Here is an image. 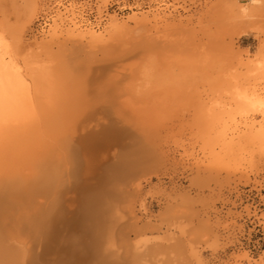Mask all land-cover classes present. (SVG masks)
Returning <instances> with one entry per match:
<instances>
[{
    "label": "rangeland",
    "instance_id": "1",
    "mask_svg": "<svg viewBox=\"0 0 264 264\" xmlns=\"http://www.w3.org/2000/svg\"><path fill=\"white\" fill-rule=\"evenodd\" d=\"M119 2L125 4L124 11L107 12L109 5ZM238 2L243 5V9L238 6ZM93 5L99 21L102 22L98 26L89 23L84 17L86 10ZM60 6L62 5L56 0H0V84L7 85L4 84L5 81L9 83V88L15 85L14 88L18 89L20 85L19 87L27 89V92L23 91V88L14 89L16 92H13L11 87L12 100L11 97L9 99L10 95L8 98L5 96L11 103L4 102L7 106L11 104L10 111L15 107L12 104H17L18 108L20 101H17L15 93L20 91L18 97L23 100L26 98L24 104L29 107H23L20 102V107L28 110L24 112L23 108H19L22 111L15 108L11 111L12 115H18L20 112L19 115L31 114L50 118L48 111L51 110L50 112H55L51 113L55 116L52 119L55 120L57 116L64 114V120L61 117L57 119L65 121L67 127L61 126L60 129L61 121L54 122L58 125L56 128L60 129L58 132L62 133L58 135V132H54L55 136L62 138L55 139L52 134L55 129L52 126L49 127L54 129H51L50 133L52 138L49 135L50 129L47 126H55L51 120L45 126L49 129V132L45 130L48 134H44L41 129V139H44V144H41L44 147L46 142V146L54 144L56 140L59 144L67 132L70 139L67 138L65 149L61 148L62 144L58 145L59 148L56 144L58 152L53 146L50 149L54 154L50 153L49 149L44 150V153L43 149L40 152L41 144H32L37 142V136L39 141L41 132H33L37 136L34 139L36 141L29 140L34 145L31 146L39 149L40 154L48 153L52 156L49 162L57 165H51V175H47L46 171L49 168V162L45 161L47 157L41 154L42 159L39 153H35L38 151H32L27 139V142L23 143L27 135L22 137V140L12 139L14 145L11 142L9 146L7 144L9 148L16 146L11 152L9 148L8 151L4 146L1 148L0 152L7 151L4 154L10 155L4 157L2 154L3 158L0 153V158L4 160L1 159L2 165L8 164L4 167L0 164L3 167H0V174L10 170L9 164L10 168L13 165L14 171L19 169L18 174L15 171L14 177L12 176L17 179L18 175L16 185L18 187L19 184V189L14 187L16 180L9 178L13 181L9 180L11 182L8 184L9 174L3 175L7 176L5 182L8 183L6 186L1 179L3 183H0V198H6V203H10L6 204V199L1 200L3 203L0 201V230L6 222L12 224L13 219L26 212L32 215L41 210L46 213L49 209L51 212L54 210L56 213L77 217L90 211L92 214L87 218L90 220L100 215L99 221L94 220L93 223L92 220L87 223L86 219L81 223L83 225H78L80 227H75L76 229L62 230L58 233L57 240H41L38 245L40 247L42 244L43 247L39 248L37 245L38 250L34 246L37 248L36 255L39 253L34 264H68L73 253L80 256V261L85 259L84 264H264V0H72L68 7ZM41 17H46L50 23L45 30L38 31L37 21ZM136 21L143 23L138 22L139 25H136ZM125 24L130 31L125 35L128 41L118 34L124 41L122 43L113 31L114 28ZM90 33L92 37L104 35L100 37L104 38V41L109 40L110 34H113L111 37H114L113 42L117 41L115 44H137L134 48L138 53L136 54L133 47V50H130L129 46H125L128 48L125 50L122 46L120 52H117V47L114 49L117 53L113 56L111 53L106 55V49L103 51L101 46L96 47L98 43L89 42ZM77 39L83 42V49L79 48L81 44ZM142 44L145 46H141ZM84 49L86 50L83 51ZM129 53L135 54L131 56ZM74 56L78 57L74 59L77 61L74 63L79 62L77 67L71 60ZM120 57H123L122 60ZM111 59L118 60L119 65L116 64L118 61L112 62ZM147 60L153 63L152 66ZM59 61L64 70L70 69L69 73L67 70V74L59 70ZM80 62L83 66L86 62L91 69L83 66L80 68ZM135 68L143 71L147 69L149 76L147 77L146 73L142 80L140 74L132 72ZM154 68L160 73L157 74L158 77ZM44 69L48 74L53 73L52 77L57 75V81L52 83L50 80L53 78H48L50 82L44 81L43 77H51L43 71ZM38 72L45 74L41 76ZM63 74L72 75L77 81L70 76L67 79L71 83H68V80L66 83L65 78L61 80ZM153 74L157 77L154 79L156 84L151 77ZM13 78L14 85L13 81L11 82ZM78 82L80 85L84 83L80 86ZM146 82H149V86H146ZM84 84L89 87L83 88ZM119 84L120 89L117 88ZM134 84L139 87L136 85L135 88ZM102 86H106V89ZM131 86L134 89H130ZM141 86L147 89L150 87L151 94L143 88L147 93H143V96L146 97L139 96ZM115 87L122 91L126 88L124 92L120 91L125 97H118L121 94L117 95L119 91L117 92ZM135 89L138 90L134 94ZM28 90L30 96H27ZM27 98L31 102L26 101ZM71 102H75L77 107ZM105 103H109V106ZM47 104L53 105L55 109L59 104L61 111L59 108H50ZM66 104L67 106L63 107ZM44 106L48 109L46 113L41 110ZM101 107L103 111L100 110ZM74 123L76 125H73ZM84 127L86 130L82 131ZM31 134L30 132L28 137ZM47 137L55 141L51 142ZM103 137L106 138L105 142ZM16 140L22 141V144ZM65 141L66 139H63V144ZM26 144L28 150L25 149ZM95 147L98 150H95ZM69 148L73 151L76 149V153L71 150L76 154H73V160L67 157V154H72L68 152ZM14 153L16 155H13ZM23 154L25 155L22 156ZM59 154L65 156L66 161ZM34 156L40 157L41 160ZM60 157L61 159H58ZM39 163L41 169L38 168ZM41 171L44 173H39ZM12 172L11 170L10 174ZM52 174L55 177L58 175V181L55 180L57 185L52 181L55 178L48 180ZM35 176L44 182L47 178L46 185L39 183ZM31 205L37 206L38 209L33 211L34 207ZM86 206L88 209H84ZM55 212L52 214H56ZM3 214L4 218L6 217L4 220ZM95 222L98 225H95ZM89 223H93L94 227L92 226L86 235L84 227L89 226ZM98 234L101 235L100 239ZM101 244L104 246H100ZM85 247L88 252L84 250ZM26 254L34 255L31 251Z\"/></svg>",
    "mask_w": 264,
    "mask_h": 264
},
{
    "label": "bare ground",
    "instance_id": "2",
    "mask_svg": "<svg viewBox=\"0 0 264 264\" xmlns=\"http://www.w3.org/2000/svg\"><path fill=\"white\" fill-rule=\"evenodd\" d=\"M238 4H239V2H238ZM256 4H257V3H256ZM236 5H237V4H236ZM244 5H245V4H244ZM238 6H241V7H242L243 5H240V4H239ZM244 8H245V7H244ZM242 9H243V7H242ZM140 20H143V19H140ZM133 21H134V20H133ZM136 22H137L136 25H139V24H138L139 21H136ZM139 23H141V22H139ZM142 23H143V22H142ZM142 23H141V24H142ZM123 24H124V23H123ZM144 24H146V23H144ZM74 25H75V24H74ZM113 26H114V25H113ZM114 27H115V26H114ZM128 28H129V27H128ZM128 28L126 27V24H125V25H121V26H119V27L114 28V31H113V30H112V31H113V33H115L116 35L119 34L121 37L124 36L125 39L123 38V40H126V39H127V38H126V36H127L126 33H129V32H128V30H129ZM126 30H127V31H126ZM129 31H130V30H129ZM239 31H240V30H239ZM122 34H123V35H122ZM88 35L91 36V37H90L91 40H89L90 43H95V44L98 43V44L96 45V47L101 46L102 49H103V51H105L104 49H106V52L104 53V54H106V55H110L109 53H111L112 56H113V54H115V53H117V52H120V49H123L122 46L124 47L125 50L128 49V48L130 47V48H129L130 50H133V49H134V51H135V48H136V46H137V44H134V43H131V45L134 44V45H132V46H130V44H129V45H128L129 47H128L127 45H125V44H122V43H124V41L122 40V38H121L119 35H118V36L120 37V41L122 42V43L120 42V43L122 44L121 46L118 45V43L115 44V42H117V41H114V42H113L114 37H113V38L111 37L113 34H112V35L110 34V38L112 39V42H111V39H110V38H109V40H106V39H105V40L107 41V43H106V41H104V38H100V37H104V35H100V36L97 35L98 37H97V36L92 37V34H91V33L88 34ZM88 35H86V36H88ZM93 35H95V34H93ZM125 35H126V36H125ZM73 37H74V36H73ZM73 37H72V38H73ZM81 37H82V36H81ZM119 37H118V39H119ZM72 38H70V39H72ZM82 38H84V36H83ZM82 38H81V39H82ZM86 38H87V37H86ZM128 38H129V36H128ZM81 39H80V40H81ZM73 40H74V39H73ZM77 40H78V39H77ZM129 40H130V39H129ZM84 41H85V40H84ZM87 41H88V40H87ZM103 41H104V42H103ZM126 41H128V40H126ZM78 42H79V44H81L79 48H80V49H83V48H81V46L83 45V44H82L83 42H82V41L80 42L79 40H78ZM108 42H110V43H108ZM130 42H131V41H130ZM86 43H87V42H86ZM100 43H101V44L103 43V44H102L103 46H102V45H99ZM73 44H75V43H73ZM109 44H111V45L109 46ZM114 44H115L116 46H115ZM106 45H107V46H106ZM113 45H114V47H113ZM45 46H46V45H45ZM74 46H75V45H74ZM74 46H73L72 48H74ZM108 46H109V47H108ZM111 46H112V48H111ZM118 46H119V48H118ZM125 46H127L128 48H125ZM141 46H145V45L142 44ZM47 47H48V46H47ZM76 47H77V45H76ZM82 47H83V46H82ZM116 47H117V48H116ZM132 47H133V49H132ZM134 47H135V48H134ZM177 47H178V46H177ZM77 48H78V47H77ZM77 48H75V50H77ZM79 48H78V49H79ZM84 48H86V46H84ZM115 48L117 49V52L114 51ZM107 49H109L110 51L107 50ZM116 49H115V50H116ZM73 50H74V49H73ZM85 50H86V49H84L83 51H85ZM112 50H113L114 52H113ZM138 50L140 51V49H138ZM78 51H79V50H78ZM81 51H82V50H81ZM107 51H108V52H107ZM136 51H137V49H136ZM136 51H135V52H136ZM70 52H71V56H72L73 51L71 50ZM74 52H75V51H74ZM112 52H113V53H112ZM122 52H123V50H122ZM122 52H121V55H122ZM129 52H130V51H129ZM132 52H133V51H132ZM132 52H131V53H132ZM193 52H194V51H193ZM81 53H82V52H81ZM124 53H125V52H123V54H124ZM137 53H138V52H136V54H137ZM84 54H86V53H84ZM129 54H130V53H129ZM129 54H127V55H129ZM134 54H135V53H133L132 55L130 54V55L133 56ZM87 55H88V54H87ZM192 55H193V54H192ZM52 56H54V55H52ZM71 56H70V57H71ZM116 56H118V54H117ZM68 57H69V56H68ZM68 57H67V58H68ZM70 57H69V58H70ZM84 57H85V59H86V55H85ZM114 57H115V56H114ZM114 57H113V58H114ZM123 57H124V56H123ZM123 57H120V60H122L121 58H123ZM126 57H127V56H126ZM126 57H124V58H126ZM53 58H54V57H53ZM69 58H68V59H69ZM71 58H72V57H71ZM75 58L78 59V57H75V56H74L73 59H71L73 63L76 61V60L74 61ZM88 58H89V56H88ZM117 58H118V57H117ZM56 59H57V58H56ZM79 59H80V58H79ZM109 59H110V58H109ZM118 59H119V58H118ZM51 60H53V59H51ZM58 60H59V59H58ZM71 60H70V61H71ZM87 60H88V59H87ZM111 60H112V59H111ZM113 60H115V59H113ZM113 60H112V62H113ZM68 61H69V60H68ZM80 61H81V60H80ZM84 61H85V60H84ZM84 61H82V62H84ZM88 61H89V60H88ZM115 61H116V60H115ZM117 61H118V60H117ZM117 61H116V62H117ZM147 61H148V60H147ZM110 62H111V61H110ZM148 62H149V61H148ZM152 62H153V61H152ZM70 63H71V62H70ZM73 63H71V64L73 65ZM76 63H77V61H76ZM76 63H74V66H76V65L78 66L79 62H78V64H76ZM114 63H115V62H114ZM119 63H120V62L118 61V63H116V64L119 65ZM122 63H123V62H122ZM150 63H151V62H149L148 64H150ZM59 64H60V65H59V67H60L59 70L64 71L65 74L69 73L70 69L67 68V69L64 70V69L62 68L63 66L61 65L60 61H59ZM71 64H70V65H71ZM80 64H81V62H80ZM86 64H87L86 62L84 63V66L81 64V67H80V68H82V66L85 67V68H86V67H89V65L87 66ZM108 64H109V63H108ZM145 64H147V63H145ZM152 64H153V63H151L150 66H152ZM68 65H69V64H68ZM110 65H111V67L113 66V64H111V63H110ZM117 65H116V66H117ZM120 65H121V64H120ZM61 66H62V67H61ZM77 66H76V67H77ZM79 66H80V65H79ZM141 66H142V65H141ZM144 66H145V65H144ZM148 66H149V65H148ZM153 66H154V65H153ZM65 67H66V66H65ZM65 67H64V68H65ZM109 67H110V66H109ZM121 67H122V66H121ZM142 67H143V66H142ZM142 67H141V68H142ZM71 68H72V67H71ZM80 68H79V69H80ZM85 68H84V69H85ZM89 68L91 69V67H89ZM100 68H101V67H99V69H100ZM107 68H108V67H107ZM144 68H145V67H144ZM147 68H148V67H147ZM57 69H58V68H57ZM73 69H74V68H73ZM84 69H82V70H84ZM90 69H89V70H90ZM113 69H114V66H113ZM136 69H137V68L133 69L132 72H133V73H134V72H137V73H135V74H138V75L140 74V75L142 76V78H141L142 80H143V77H145V76L148 74L147 72H149V71H147V69L145 70L146 72L143 71L142 69H140L141 71H140V70H136ZM150 69L153 70L152 68H150ZM154 69H155V68H154ZM66 70H67V71L69 70V71L67 72ZM82 70H80V71H82ZM86 70H87V69H86ZM102 70H103V69H102ZM135 70H136V71H135ZM43 71L46 72V73L48 74V72L45 71V69H44ZM65 71H66L67 73H66ZM80 71H78V73H79ZM100 71H101V70H100ZM39 72H40V71H39ZM39 72H38V73H39ZM41 72H42V70H41ZM51 72H52V71H51ZM89 72H91V70H90ZM89 72H88V73H89ZM150 72H151V71H150ZM155 72H156V75H157V74H158L157 72H159V71H156V69H155L154 73H155ZM73 73H74V72H73ZM95 73H96V72H95ZM100 73H101V72H100ZM133 73H132V74H133ZM142 73L145 74V75L143 76ZM146 73H147V74H146ZM39 74H41V76H44V75H42V74H45V73H39ZM52 74H53V73H52ZM52 74L49 73L48 75H51V77H50V76L47 77V78L45 77L46 80H45L44 77H43V80H44V81H47V80H48V82L51 81L52 83L56 82L57 80L55 81V79L57 78V77H56L57 75H56V76L53 75V77H52ZM76 74H77V73H76ZM85 74H86V71H85ZM85 74H84V75H85ZM128 74H129V73H128ZM159 74H160V73H159ZM159 74H158V75H159ZM162 74H163V73H162ZM162 74H161V75H162ZM80 75H81V74H80ZM94 75H95V74H94ZM123 75H124V74H123ZM129 75H130V74H129ZM138 75H137V77H140V76H138ZM154 75H155V74H153V75L151 76V77H153V80H154L155 78L157 79V77H158V75H157V77H154ZM13 76L15 77V75H13ZM41 76H40V78L42 79ZM70 76H72V75H70ZM70 76H69V75L65 76V75L63 74V77H62L61 80H63V79L65 78L64 80H65L66 83H67V80H68V83H71V82L69 81V79H67V78H70ZM101 76H102V75H101ZM133 76H134V75H133ZM148 76H149V74L147 75V77H148ZM55 77H56V78H55ZM72 77H73V76H72ZM82 77H83V76H82ZM84 77H85V76H84ZM86 77H88V76H86ZM114 77H115V76H114ZM114 77H113V78H114ZM121 77H122V76H121ZM126 77H127V76H126ZM161 77H163V76H161ZM161 77H159V78H161ZM15 78H18V77L16 76ZM15 78L11 79V82L13 81V85H14V83H15V80H14ZM48 78H53V79H52L53 81L50 80V79H48ZM78 78H79V77H78ZM116 78H118V76H116ZM124 78H125V77H123V79H124ZM81 79H83V78H81ZM84 79H85V78H84ZM110 79H111V77H110ZM123 79H121V81H122ZM125 79H126V78H125ZM0 80H1V79H0ZM2 80H4V79H2ZM8 80H9V79H8ZM17 80H19V79H17ZM17 80H16V82H18ZM38 80H39V79H38ZM49 80H50V81H49ZM73 80H76V77H75V79H74V77H73ZM113 80H115V78H114ZM116 80L118 81L119 78L116 79ZM137 80H138V79H137ZM144 80H145V79H144ZM9 81H10V80H9ZM58 81H59V80H58ZM76 81H77V80H76ZM76 81H75V82H76ZM79 81H80V83L82 82L81 80H79ZM83 81H84V80H83ZM117 81H116V82H117ZM146 81H148V80H146ZM149 81H150V80H149ZM155 81H156V80H154V83H155ZM157 81H159V79H158ZM0 82H2V81H0ZM3 82H4V84H5V83H7V85L9 84L8 82H5V81H3ZM37 82H38V81H37ZM62 82H63V81H62ZM100 82H101V81H100ZM107 82L110 83V80H108ZM111 82H112V81H111ZM116 82H115V83H116ZM80 83L78 82L79 85H80ZM83 83H84V82H83ZM83 83H82V84H83ZM86 83H87V82H85V84H86ZM118 83H119V82H118ZM146 83H147L146 86H149V85H148L149 82H146ZM18 84H19V82H18ZM18 84H16V87L18 86ZM20 84L22 85V83H20ZM74 84H75V83H74ZM82 84H81V85H82ZM85 84H84L83 88L86 87ZM143 84H144V82H143ZM155 84H156V83H155ZM0 85L3 86V83H1ZM7 85L5 84L3 87H0V88H1V89H0V90H1V91H0V146H1V147H0V150H1V148L3 149V146H4V149L7 150V148H9V147H8V146H9V143H10V142L12 143V139H14V138H15V139H18V138H19V140H20V139L22 140V137H24V136H26V135H27V137H28V134H29L30 132H31L32 134H34L33 137H34V136H35V137H34V138H33V137L30 138V136H31L32 134L28 137L29 139H28L27 137H24L23 143L27 142V141L25 140V139H27V140H28V143L30 144V147L32 148V151H33V150L38 151V152H35V153H36V154L39 153V156H40L41 158H42V156H41L42 153L40 154V152H41L42 149H43V151H44V150L46 151V150L49 149V152H50V153H53V152H51L50 147L55 146V147H54V150L57 151L56 149H58L59 146H60L61 144H62V145H61V148L65 149V146H64V145H65L66 142H68V141H67V138H68V137H67L68 132H67V135H66L65 137L63 136V137H64L63 139H64V140L66 139V141L64 142V144H63V139H61V140L59 141V144H57V143H58V140H56V141L53 140V139L50 140V139H48V137H47V139H48L49 141L52 142V140H53V141H55V142H54V144H53V143L50 144L51 146H50V145H47V146H46V144H47V142H46V143H45V147H46V149H45V147H44V145H43V144H44V143H43L44 141L42 142V140H44V139H41V137H42V135H41V134H42L41 129H42V131H44V134H45L46 131H47V132L50 131V132H49V135H50V133H51V129H52V130L55 129V131H52V134H54V136H55V133H54V132H58V130H60L63 126H66V125H65L66 123L64 124L65 121L63 122V121L59 120V118L57 119V117H61V118H62V116H63L64 114L61 115V114L59 113L60 116H57L56 119L53 120L52 118H54L55 116L52 115L51 113H55V112H54V111L50 112V111H51L50 109H49L50 111H48V109H46L47 107L45 108V106H44L43 109H41L42 107H41L40 109H41L42 111H45V113L48 111V112L50 113V118H48L47 116H44V115H42V116H44L43 118H42V117H37L38 115H37V116H35V115L32 116L31 114H30V116H29V115H19L20 112L17 113L18 115H12V114H11V111H12V110H11V111L9 110V107L11 106V104H10L9 106L6 105V102H7L8 104H9V102H10V101L7 99L8 96H9L10 94L13 95V92H16V91H14V89H15V90H18L19 88H23V89H24L23 91H25V90H27V89L24 88V87H22V86L19 87L20 85L17 87L18 89H16V88H14V87H15V85H14V87L11 86V87L13 88V89H12L13 92H11V91H12V90L10 89L11 87L9 88L10 85H8V86H7ZM11 85H12V84H11ZM63 85H64V83H63ZM66 85H67V84H66ZM66 85H64V86H66ZM69 85H71V84H69ZM72 85H73V84H72ZM81 85H80V86H81ZM111 85H112V83H111ZM116 85L118 86V84H116ZM136 85H137V84H136ZM136 85L134 84L135 88L138 86V85H137V86H136ZM157 85H158V84H157ZM74 86H75V85H74ZM112 86H113V85H112ZM161 86H162V85H161ZM67 87H68V85H67ZM76 87H77V85H76ZM88 87H89V86H88ZM88 87H86V89H87ZM102 87H103V86H102ZM105 87H106V86H105ZM105 87H103V89H104ZM131 87H132V86H131ZM138 87H139V86H138ZM154 87H155V86H154ZM79 88H80V87H79ZM83 88H82V90H83ZM115 88H116V87H115ZM117 88L120 89V84H119V87H117ZM117 88H116L117 92L119 91V93H118L117 95H119V94H121L120 91H122V90H118ZM141 88H142V90L139 88V89H140V94H139V96H141V95L143 96V93H146V92H144V91H147V90H148V91H147V93H148L149 90H150V87H148L149 89H147V87H142V86H141ZM143 88H145L146 90H144ZM9 89H10V90H9ZM68 89H69V88H68ZM73 89H74V87H73ZM75 89H76V88H75ZM105 89H106V88H105ZM105 89H104V90H105ZM112 89H114V86H113ZM130 89H134V88L132 87V88H130ZM19 90H21V89H19ZM76 90H77V89H76ZM99 90H100V89H99ZM124 90H126V88L123 89L122 92H124ZM137 90H138V89L133 90V91H135V92H133V93H134V94L137 93V92H136ZM143 90H144V91H143ZM9 91H10L11 93H9ZM69 91H70V90H69ZM84 91H85V90H84ZM94 91H95V90H94ZM19 92H20V91H18V93H19ZM25 92H27V91H25ZM28 92H29V90H28ZM39 92H40V91H39ZM67 92H68V91H67ZM73 92H74V91H73ZM77 92H78V91H77ZM80 92L83 93V91H80ZM97 92H98V91H97ZM101 92H102V91H101ZM101 92H100V93H101ZM105 92H106V91H105ZM114 92H115V91H114ZM114 92H112L113 95L115 94ZM125 92H126V91H125ZM131 92H132V90H131ZM138 92H139V91H138ZM152 92H153V91H152ZM155 92H156V91H155ZM18 93H15L16 96H17L16 99H18L17 101H20L21 103H23V104H21L22 106H23V105H24V106L26 105V107H29V106H27V104H24L26 98L23 100L22 98L18 97V96H19ZM23 93H24V92H23ZM53 93H54V92H53ZM68 93H69V92H68ZM71 93H72V92H71ZM71 93H70V94H71ZM82 93H81V94H82ZM85 93H87V92L85 91ZM102 93H103V92H102ZM141 93H142V94H141ZM147 93H146V94H147ZM149 93L151 94V92H149ZM19 94H21V92H20ZM36 94H37V93H36ZM36 94H35V95H36ZM55 94H56V93H55ZM74 94H75V93H74ZM74 94H72V95H74ZM78 94H79V93H78ZM83 94H84V93H83ZM83 94H82V95H83ZM96 94H97V93H96ZM122 94L124 95V93H122ZM122 94H121V96L119 95L118 97H120V98L125 97V95L123 96ZM125 94H126V93H125ZM22 95H23V94H22ZM25 95H26V94H25ZM50 95H51V94H50ZM82 95H81V96H82ZM87 95H88V94H87ZM89 95H90V94H89ZM99 95H100V94H99ZM115 95H116V94H115ZM115 95H114V96H115ZM117 95H116V96H117ZM153 95H154V94H153ZM5 96H7V98H6ZM27 96H30V92L28 93ZM38 96H39V95H38ZM103 96H104V95H103ZM116 96H115V97H116ZM130 96H131V95H130ZM156 96H158V95H156ZM159 96H160V95H159ZM10 97H11V100H12V96H11V95L9 96V99H10ZM84 97H85V96H84ZM84 97H83V98H84ZM88 97L90 98V96H88ZM101 97H102V95H101ZM104 97H106V99H108L107 96H104ZM111 97H112V96H111ZM135 97H136V96H135ZM137 97H138V96H137ZM143 97L145 98L146 96H143ZM154 97H155V96H154ZM154 97H153V98H154ZM4 98H6L7 100H6V99L4 100ZM23 98H24V97H23ZM71 98H72V97H70V99H71ZM74 98H75V97H74ZM83 98H82V99H83ZM102 98H103V97H102ZM112 98H113V97H112ZM131 98H132V97H131ZM138 98H139V97H138ZM140 98H141V97H140ZM140 98H139V99H140ZM19 99H20V100H19ZM21 99H22L23 102L21 101ZM30 99H31V98H30ZM72 99H73V98H72ZM77 99H78V98H77ZM86 99H87V98H86ZM97 99H98V98H97ZM99 99H101V98H99ZM103 99H104V98H103ZM103 99H102V100H103ZM106 99L104 100L105 102H107ZM141 99H142V98H141ZM67 100H68V98H67ZM74 100H75V99H74ZM102 100H100V101H102ZM133 100H134V98H133ZM147 100H149V99H148V96H147ZM150 100H151V99H150ZM154 100H155V99H154ZM4 101H6V102H4ZM13 101H15V100L13 99ZM26 101L29 102L30 100H28V98H27ZM62 101H63V100H62ZM83 101H84V100H83ZM83 101H82V102H83ZM118 101H119V100H118ZM118 101H117V102H118ZM151 101H152V100H151ZM15 102H16V101H15ZM15 102H14V103H15ZM20 102H18V106H17L18 108H16V105H17V104H16V105L12 104L13 107L15 106L14 109L16 108L17 110H21V111H22V109H19V108H23L24 106H23V107H20V106H21V105H20ZM30 102H31V101H30ZM63 102H64V101H63ZM97 102H98V101H97ZM102 102H103V101H102ZM108 102H109V101H108ZM120 102H121V101H120ZM138 102H139V101H138ZM142 102H143V101H142ZM148 102H149V101H147V104H148ZM10 103H11V102H10ZM12 103H13V102H12ZM16 103H17V102H16ZM71 103H72V102H71ZM87 103H89V102H87ZM93 103H94V102H93ZM110 103H111V101H110ZM132 103H134V102H132ZM140 103H141V100H140ZM143 103H144V102H143ZM170 103H171V102H170ZM36 104H37V103H36ZM59 104L61 105V103H59ZM59 104H58V107H56L57 109L59 108L58 110L61 109V107H60ZM72 104L75 105V102H73ZM78 104H79V103H78ZM89 104H90V103H89ZM95 104H96V103H95ZM95 104H94V105H95ZM101 104H102V103H101ZM127 104H129V103H127ZM130 104H131V103H130ZM135 104H136V102H135ZM137 104H138V103H137ZM152 104H153V103H152ZM40 105H41V104H40ZM55 105H56V104H55ZM68 105H69V104H68ZM83 105H84V103H83ZM91 105H92V104H91ZM98 105H99V104H98ZM105 105H106V106H109V103H108V104L105 103ZM105 105H103V106H105ZM112 105H113V103H112ZM112 105H111V106H112ZM125 105H126V104H125ZM131 105H132V104H131ZM131 105H130V106H131ZM138 105H139V104H138ZM6 106H7L8 109L6 108ZM42 106H43V105H42ZM47 106L50 107V108H54V109H55V107H54L53 105H52L53 107H52L51 105H48V104H47ZM64 106H67V104H66V105H63V107H64ZM69 106L71 107V105H69ZM69 106H68V107H69ZM72 106H73V105H72ZM85 106H86V105H85ZM96 106H97V104H96ZM100 106H101V105H100ZM115 106H116V105H115ZM115 106H114V108H115ZM135 106H136V105H135ZM135 106H134V107H135ZM147 106H148V105H147ZM147 106H146V107H147ZM32 107H33V106H32ZM34 107H35V106H34ZM73 107H74V106H73ZM75 107H77V106L75 105ZM92 107H93V106H91V109H92ZM134 107H133V108H134ZM44 108H45V110H44ZM102 108H103V107H101L100 110H102ZM128 108H129V107H128ZM128 108H127V109H128ZM133 108H132V109H133ZM156 108H157V107H156ZM165 108H166V107H165ZM14 109H13V111H14ZM25 109H26V110H25ZM25 109L23 108L24 112H26V111L28 110L27 108H25ZM57 109H55V110H57ZM72 109H73V108H72ZM84 109H85V108H84ZM107 109H108V107H107ZM109 109H110V108H109ZM111 109H112V108H111ZM129 109H130V108H129ZM129 109H128V110H129ZM142 109H143V108H142ZM144 109H145V108H144ZM147 109H148V108H147ZM34 110H35V108H34ZM34 110H32V111H34ZM46 110H47V111H46ZM130 110H131V109H130ZM135 110H136V109H135ZM149 110H150V106H149ZM152 110H153V109H152ZM13 111H12V112H13ZM60 111H61V110H60ZM60 111H56V112H60ZM77 111H78V110H77ZM102 111H103V110H102ZM8 112H10L11 115H9ZM16 112H17V111H15L14 114H16ZM37 112H38V111H37ZM67 112H68V111H67ZM70 112H71V111H70ZM29 113H30V112H29ZM29 113H27V114H29ZM42 113H43V112H42ZM21 114H22V113H21ZM32 114H33V112H32ZM37 114H40V113H37ZM67 114H68V113H67ZM79 114H80V113H79ZM45 115H46V114H45ZM51 115H52L53 117H52ZM75 115H76V114H75ZM131 115H133V114H131ZM138 115H140V114H138ZM144 115H145V114H144ZM151 115H152V114H151ZM39 116H41V115H39ZM63 117L65 118V116H63ZM68 117H69V115H68ZM68 117H67V118H68ZM148 117H149V116H148ZM163 117H164V116H163ZM131 118H132V117H131ZM87 119H88V118H87ZM129 119H130V118H129ZM139 119H140V118H139ZM50 120H51V122L53 121V123H54L56 120H57V121H56L57 123H59V122L61 121V122H60V126H59L60 129H59L58 127H57L58 129L56 128V126H58V125H55V123H54L55 126H53V125H49V126H47L48 128H49L50 126H52V127H54V129H53V128H51V129L49 128V129H50V130H49L47 127L45 128V126L48 125V123H50ZM58 120H59V121H58ZM62 120H64V119L62 118ZM70 120H71V119H70ZM72 120H73V119H72ZM135 120H136V119H135ZM135 120H134V121H135ZM140 120H141V119H140ZM75 121H76V120H75ZM69 122H70V121H69ZM61 123H63L64 125H62ZM136 123H138V122H136ZM67 124H68V122H67ZM133 124H135V123H133ZM141 124H143V123H141ZM69 125H70V124H69ZM71 125H72V124H71ZM73 125H76V123H74ZM101 125H102V124H101ZM138 125H139V124H138ZM61 126H62V127H61ZM95 126H96V125H95ZM107 126H108V125H107ZM135 126H136V125H135ZM142 126L144 127V125H142ZM66 127H67V126H66ZM68 127H69V126H68ZM71 127H72V126H71ZM86 127H87V126H86ZM86 127H84V130H82V131H85V130H86V129H85ZM100 127H101V126H100ZM103 128H104V126H103ZM107 128H109V127H107ZM47 129H48L49 131H48ZM56 129H57V131H56ZM68 129H69V128H68ZM105 129H106V127H105ZM109 129H110V128H109ZM45 130H46V131H45ZM73 130H74V129H73ZM106 130H108V129H106ZM111 130H112V128H111ZM142 130H143V128H142ZM62 131H63V129H62ZM62 131H61V132H62ZM68 131H69V130H68ZM147 131H148V130H147ZM147 131H146V132H147ZM33 132H37V133H38V132H39V133L41 132V133L39 134V135H41V136L39 137V138H40L39 141H38V136L35 135V133H33ZM47 132H46V134H48ZM101 132H102V129H101ZM111 132H112V131H111ZM111 132H110V133H111ZM114 132H116V131L114 130ZM144 132H145V131H144ZM59 133H60V132H58V133H56V134L59 135ZM82 133H83V132H82ZM52 134L50 135L51 138H52V136H53ZM49 135H48V136H49ZM60 135H62V133H60ZM63 135H64V134H63ZM95 135H96V134H95ZM95 135H94V136H95ZM106 135H107V134H106ZM155 135H156V134H155ZM36 136H37V139H36L37 142L35 143V142H33V140L36 138ZM97 136H99V135H97ZM104 136H105V135H104ZM20 137H21V138H20ZM43 137L46 138L45 136H43ZM55 137H56L55 139H57V137H58L59 139L62 138V137H59V136H57V135H56ZM71 137H72V136H71ZM73 137H74V135H73ZM95 137H96V136H95ZM105 137H106V136H105ZM112 137H113V136H112ZM83 138H84V137H83ZM88 138H89V137H88ZM98 138H99V137H98ZM103 138H104V137H103ZM108 138H109V136H108ZM115 138H116V136H115ZM150 138H151V137H150ZM150 138H148V139H150ZM15 139H14V140H15ZM31 139H33V140H32V142H33L32 144H37V143H38V145H40L41 143H43V144H41V145H43L42 148H41V145H40V148H39V149H40V152H39V149H34L35 147H34V148L32 147V146H34V145L31 144V142H30ZM68 139H69V138H68ZM94 139H97V138H94ZM105 139H106V138H104V140H103L104 142H105ZM29 140H30V141H29ZM36 140H34V141H36ZM69 140H70V139H69ZM71 140H72V139H71ZM77 140H79V139H77ZM88 140H89V139H88ZM99 140H100V138L98 139V141H99ZM24 141H25V142H24ZM40 141H41V142H40ZM49 141H48V142H49ZM94 141H95V140H94ZM146 141H147V140H146ZM16 142H17V143H19V142L21 143L22 141H17V140H16ZM39 142H40V143H39ZM51 142H50V143H51ZM85 142H86V141H85ZM117 142H118V141H117ZM94 143H95V142H94ZM96 143H97V141H96ZM98 143H99V142H98ZM98 143H97V144H98ZM7 144H8V146H7ZM12 144H13V143H12ZM21 144H22V143H21ZM56 144H57V146L59 145L58 148H56V147H57ZM88 144H89V143H88ZM5 145H6V148H5ZM13 145H14V144H13ZM17 145H18V144H17ZM31 145H32V146H31ZM66 145H67V144H66ZM19 146H20V145H19ZM21 146H25V145H21ZM48 146H49V147H48ZM89 146H90V145H89ZM11 147H12V148H9V149H10V150H9L10 152H11L12 150L16 149V146H14V147L11 146ZM27 147H28V144H26L25 149H27ZM36 147H38V146H36ZM71 147H72V146H71ZM87 147H88V146H87ZM97 147H98V146H97ZM99 147H100V146H99ZM136 147H137V146H136ZM17 148H18V147H17ZM74 148H75V146H74ZM91 148H92V147H91ZM95 148H96V147H95ZM112 148H113V147H112ZM11 149H12V150H11ZM28 149H29V148H28ZM28 149H27V150H28ZM88 149H89V148H88ZM109 149H110V148H109ZM27 150H26V151H27ZM69 150H70V151H69ZM71 150H72V149L69 148V149H68V152L72 153V152H75V151H76V149H74V151L72 150V152H71ZM95 150H98V149L96 148ZM7 151H8V150H7ZM7 151H5L4 153H6ZM15 151H17V150H15ZM21 151H23V150L21 149ZM45 151H44V153H45ZM58 151H59V149H58ZM58 151H57V152H58ZM17 152H18V151H17ZM47 152H48V151H47ZM57 152H55V153H57ZM78 152H79V151H78ZM87 152H88V151H87ZM0 153H1V156H2V157H3V155H4V157H6L5 155H7V156L10 155V153H8V154H4L3 151H1ZM19 153H20V151H19ZM44 153H43L42 155H44V157H45V156L47 157V158L45 157V158H46L45 161H46V162H49V160L52 159V156L48 155V153H47V154H44ZM75 153H76V152H75ZM89 153H90V152H89ZM126 153H127V152H126ZM134 153H135V152H134ZM2 154H3V155H2ZM32 154H33V153H32ZM53 154H54V153H53ZM73 154H74V153H72L71 155H70V154H67V155H68L67 157H69L70 159L72 158V160H73V159H75L74 156L76 155V154H74V156H73ZM79 154H80V153H79ZM100 154H101V153H100ZM13 155H16V153H14ZM19 155H20V154H19ZM24 155H25V154H23L22 156H24ZM47 155H48V156H47ZM59 155L63 157V155H61V154H59ZM90 155H91V154H90ZM102 155H103V154H102ZM1 156H0V157H1ZM37 156H38V155H37ZM37 156H34V157L37 158ZM49 156H50V157H49ZM70 156H72V157H70ZM92 156H93V154H92ZM4 157H3V158H4ZM17 157H18V155L16 156V158H17ZM20 157H21V156H20ZM26 157H27V156H26ZM28 157L31 158V156H28ZM40 157H39V158H40ZM73 157H74V158H73ZM142 157H143V156H142ZM3 158H0V162L3 160ZM10 158H11V156H10ZM18 158H19V157H18ZM18 158H17V159H18ZM36 158H35V159H36ZM39 158H37V159H38V160H41V158H40V159H39ZM48 158H49V159H48ZM69 158H68V159H69ZM96 158H97V157H95V159H96ZM1 159H2V160H1ZM17 159H15V160H17ZM42 159H43V158H42ZM55 159H56V158H55ZM58 159H61V157L58 158ZM63 159H64V161H66L65 156L63 157ZM68 159H67V161L70 160V159H69V160H68ZM77 159H78V158H77ZM90 159H91V158H90ZM93 159H94V158H93ZM124 159H125V158H124ZM86 160H87V159H86ZM120 160H121V159H120ZM3 161H4V160H3ZM3 161L0 163L1 165L3 164ZM28 161H29V160H27V162H28ZM31 161H32V160H31ZM70 161H71V160H70ZM75 161H76V160H75ZM92 161H93V160H92ZM50 162H51V161H50ZM50 162L47 164V166L49 167V168H47V170H46V171H47V175H51V174H50V171H52L51 169H53V167L56 165L54 162H53L54 164H53V163H50ZM7 163H8V162H7ZM28 163H29V162H28ZM36 163H38V161H36ZM40 163H41V162H40ZM40 163L38 164V165H39L38 168H40ZM129 163H130V162H129ZM5 164H6V163H5ZM32 164H33V161H32ZM52 164H53V167L51 166ZM120 164H121V163H120ZM135 164H136V163H135ZM7 165H8V164H6V165H4V166H7ZM9 165H10V167H11V164H9ZM15 165H16V164H15ZM15 165H14V166H15ZM33 165H34V164H33ZM33 165H32V166H33ZM2 166H3V165H2ZM4 166H3V167H4ZM16 166H17V165H16ZM16 166H15V167H16ZM34 166L37 167V165H34ZM41 166H43V164H42ZM50 166H51L52 168H51ZM56 166H57V165H56ZM58 166H59V165H58ZM0 167H1V166H0ZM3 167H1V168H3ZM8 167H9V166H8ZM10 167L8 168V169H10V170H6L7 173L5 172V174H4V173L2 172V174H0V175H1V177H0V183H1V182L3 183L2 180H4V183H5V185H6L8 182H9L8 184H10L11 181L16 180V181H14V183H15V185H16V182L19 180V177H18V175H16L17 179H16V178L13 179V177H14L13 173H14L15 171H17V174H18V170H19V169H17V170L14 171V170L12 169V168H13V165H12V168H10ZM15 167H14V168H15ZM44 167H46V166H44ZM17 168H18V166H17ZM41 168H42V167H41ZM41 168H40V169H41ZM68 168H69V167H68ZM73 168H74V167H73ZM5 169H6V167H5ZM21 169H22V168L20 167V170H21ZM11 170L13 171L12 174H10V173H11ZM48 170H49V171H48ZM74 170H75V169H74ZM76 170H78V169H76ZM37 171H38V169H37ZM55 171H56V170H55ZM22 172H23V170H22ZM44 172H45V169H44ZM44 172L41 171V172H39V173H44ZM19 173H20V172H19ZM37 173H38V172H37ZM37 173H36L35 175L38 176ZM7 174H9L10 177L7 178V179H8V182H7V181L5 182V179H6V177L8 176ZM45 174H46V172H45ZM3 175H7V176L5 177V176H3ZM52 175L54 176V174H52ZM12 176H13V177H12ZM39 176H40L41 178H43V176H41L40 174H39ZM53 176H52V177L50 176V178H49L48 180H50L51 178H52V179L55 178L54 180H52V181L55 183L56 181H58V180H56V178L58 177V175H57V177H55V176L53 177ZM62 176H63V175H62ZM2 177H3V178H2ZM4 177H5V178H4ZM24 177H25V176H24ZM40 177H37V178H36V176H35L36 180L38 179L39 183H42V184L45 183L44 185H46V180H47V178L44 179V180H45V182H44L43 179L41 180ZM9 178H11V179H13V180H11V179H9ZM1 179H2V180H1ZM20 179H21V178H20ZM69 179H70V178H69ZM108 179H109V178H108ZM9 180H11V181H9ZM55 180H56V181H55ZM59 180H60V179H59ZM65 180H66V179H65ZM40 181H42V182H40ZM62 181H63V180H62ZM49 182L51 183V181H49ZM53 182H52V184H53ZM67 182H68V181H67ZM2 183H1V184H2ZM21 183L23 184L24 182H20V184H21ZM39 183H38V184H39ZM62 183H63V182H62ZM65 183H66V182H65ZM1 184H0V186H1ZM25 184H26V182H25ZM68 184H69V183H68ZM39 185H40V184H39ZM47 185H48V184H47ZM55 185H57V184L55 183ZM58 185H59V184H58ZM3 186H4V184H3ZM6 186H7V185H6ZM13 186H14V185H13ZM13 186H12V187H13ZM22 186H23V185H22ZM59 186H60V185H59ZM1 187H2V186H1ZM14 187H15V189H16V188L19 189V184H18V187H17V185L14 186ZM35 187H36V186H35ZM70 187H71V186H70ZM9 188H11V186H10ZM20 188H21V187H20ZM22 188H24V186H23ZM36 188H37V187H36ZM60 188H61V187H60ZM0 189H1V188H0ZM6 189H8V188L6 187ZM13 190H14V189H13ZM3 191H4V190H3ZM18 191H19V190H18ZM36 191H38V190H36ZM36 191H35V192H36ZM41 191H42V190H41ZM46 191H47V190H46ZM67 191H68V190H67ZM12 194H13V193H12ZM30 194H31V193H30ZM38 194H39V193H38ZM43 194H44V193H43ZM49 195H50V194H49V192H48V198H50ZM51 195H52V197H53V193H52ZM55 195H56V194H55ZM16 197H17V196H16ZM20 197H21V196H20ZM35 197H36V195H35ZM52 197H51V198H52ZM56 197H58V196L56 195ZM85 197H86V196H85ZM21 198H22V197H21ZM21 198H19V201H21ZM25 198H26V197H25ZM27 198H28V197H27ZM38 198H39V197H38ZM59 198H60V197H59ZM5 199H6V198H5ZM5 199H4V200H5ZM9 199H10V198H9ZM14 199H15V198H14ZM93 199H95V198H93ZM1 200L4 201L3 199L0 198V201H1ZM17 200H18V199H17ZM25 200H26V199H25ZM40 200H41V199H40ZM53 200H54V199H53ZM53 200H50V201H53ZM2 201H1V202H2ZM6 201H7V199L5 200V203H6ZM19 201H18V202H19ZM56 201H58V199H57ZM90 201H91V200H90ZM12 202H13V200H12ZM16 202H17V201H16ZM27 202H28V201H27ZM93 202H94V201H93ZM2 203H3V202H2ZM8 203H10V202H8ZM8 203H6V204H8ZM22 203H23V202H22ZM28 203H29V202H28ZM28 203H27V205H28ZM88 203H89V202H88ZM88 203H87V204H88ZM12 204H13V203H12ZM35 204H36V203H35ZM87 204H86V205H87ZM8 205H9V204H8ZM36 205H37V204H36ZM94 205H95V204H94ZM96 205H97V204H96ZM109 205H110V204H109ZM1 206H2V205H1ZM19 206H20V205H19ZM31 206H32V205H31ZM84 206H85V205H84ZM10 207H11V206H10ZM16 207H17V206H16ZM21 207H22V205H21ZM29 207H30V206H29ZM33 207H34V210H33V211H36L35 208H37V206H32V208H33ZM50 207H51V206H50ZM50 207H49V208H50ZM63 207H64V206H63ZM87 207H88V206H86L84 209H88ZM89 207H90V206H89ZM11 208H12V207H11ZM11 208H10V209H11ZM18 208H19V207H18ZM40 208H41V207H40ZM82 208H83V207H82ZM10 209H9V210H10ZM13 209H14V208H13ZM37 209H38V208H37ZM50 209H51V208H50ZM2 210H3V209H2ZM4 210H5V209H4ZM52 210H53V208H52ZM71 210H72V209H71ZM90 210H91V209H90ZM92 210H93V209H92ZM11 211H12V210H11ZM20 211H21V210H20ZM25 211H26V210H25ZM37 211H38V210H37ZM41 211H42V210H41ZM41 211H39V213H38V212H34L35 214H32V215H30V214H31L30 212H28V214H27V212H26V214H25V213H22V212H23V211H22V212H21L22 214H21V213H18V214H21V215H22V216L19 215L20 218H19V216H18V217H16L15 219L12 220V221H14V223L12 222V224H11V222H10V223L8 224V223L6 222V224H4V225H5L4 228L0 230V264H34V262L37 261L36 256L39 254V253H38V254L36 255V253H37V252H36V249L39 247L38 244H39V242H41V240L53 241L55 238H56V240H57V239H58V238H57L58 233L62 232V230H64V229L67 230V229H68V230L70 231V230L74 229L75 227H80V226H82L83 224H81V223H83L84 220H86V219H87V220H86L87 223H88L89 221H92V220H93V223H94V220L99 221L98 218H100V217H99L100 215H99L97 218L94 217L93 219H90V220H89V217L87 218V216H89L90 214H92V212L89 213L90 211H88V210H87L88 212H87V211H86V212L89 213V214H87V213H83L81 216H77V217H76V216L74 217V216L69 215V214H68V215H67V214H63V213H61V212H57V213H56L54 210L51 212L49 209H48L49 212L47 211L48 213H47V212H46V213H43V212H45V211H43V212H41ZM56 211H57V210H56ZM58 211H59V210H58ZM83 211L85 212V210H83ZM40 212H41V213H40ZM50 212H51V213H50ZM54 212H55L56 214H52V213H54ZM96 212H97V211H96ZM58 213H59V214H58ZM60 213H61V214H60ZM81 213H82V212H81ZM0 214H1V213H0ZM5 214H6V210H5ZM23 214H25V216H23ZM94 214H95V213H94ZM98 214H100V213L98 212ZM114 214H115V213H114ZM95 215H96V214H95ZM116 215H117V214H116ZM0 216H2V215H0ZM90 216H91V215H90ZM81 217H82V218H81ZM103 217H104V216H103ZM0 218H1V217H0ZM17 218H18V219H17ZM90 218H91V217H90ZM111 218H112V217H111ZM4 219H6V217L4 218V214H3V220H4ZM8 219H9V218H8ZM8 219H7V220H8ZM16 219H17V220H16ZM108 219H109V218H108ZM115 220H116V219H115ZM102 222H103V221H102ZM4 223H5V222H4ZM93 223H92V224H93ZM100 223H101V222H100ZM110 223H111V222H110ZM112 223H113V222H112ZM115 223H116V222H115ZM7 224H8V225H7ZM92 224L90 225V223H89V226L86 225V226L84 227V232H85V234H86L87 232H88V233L90 232V229H91V227L93 226ZM96 224L98 225V223L95 222V225H96ZM102 224H103V223H102ZM78 225H80V226H78ZM116 226H118V225H116ZM93 227H94V226H93ZM93 227H92V228H93ZM102 227H103V226H102ZM102 227H100V228H101V229H104V228H102ZM110 228H111V227H110ZM75 229H76V228H75ZM101 229H100V230H101ZM105 229H106V228H105ZM98 230H99V228H98ZM100 230H99V231H100ZM110 231H111V230H110ZM79 232H80V231H79ZM102 232H103V231H102ZM117 232H118V231H117ZM94 234H95V231H94ZM99 234H100V232H99ZM99 234H98V236H99ZM81 235H82V234H81ZM86 235H87V234H86ZM106 235H107V234H106ZM109 235H110V234H109ZM114 235H116V234H114ZM119 235H120V234H119ZM93 236H94V235H93ZM100 236H101V235H100ZM100 236H99V239H100ZM107 236H108V235H107ZM110 236H111V235H110ZM90 237H91V236H90ZM105 237H106V236H105ZM121 237H122V236H121ZM67 238H68V237H67ZM101 238H102V237H101ZM106 238H107V237H106ZM112 238H113V237H112ZM62 239H63V237H62ZM91 239H92V238H91ZM93 239L95 240V236H94ZM94 240H93V241H94ZM96 240H98V238H97ZM114 240H115V239H114ZM125 240H126V238H125ZM59 241H60V240H59ZM63 241H64V239H63ZM93 241H92V242H93ZM106 241H107V240H106ZM120 241H121V240H120ZM126 241H127V240H126ZM69 242H70V241H69ZM71 242H73V241H71ZM65 243H68V242H65ZM82 243H83V242H82ZM29 244H30V245H29ZM60 244H61V241H60ZM92 244H93V243H92ZM94 244H95V243H94ZM97 244H98V243H97ZM102 244H103V243H102ZM102 244H101L100 246H104V245H102ZM110 244H113V243H110ZM122 244H123V243H122ZM127 244H128V243H127ZM37 245H38V247H37ZM113 245H114V244H113ZM28 246H29V247H28ZM34 246L37 247V248H35ZM41 246H42V244L40 245V247H41ZM95 246H96V245H95ZM100 246H99V247H100ZM109 246H110V245H108V247H109ZM114 246H115V245H114ZM114 246H112V247H114ZM40 247H39V248H40ZM42 247H43V246H42ZM46 247H47V246H46ZM48 247H49V246H48ZM58 247H59V246H58ZM30 248H31V249L33 248V249H32V250H33V253H32V250H31ZM34 248H35V249H34ZM39 248H38V250H39ZM55 248H56V246H55ZM90 248H91V247H90ZM105 248H106V251H107V247H106V246H105ZM25 249H27V250H25ZM94 249H96V248H94ZM108 249L110 250V248H108ZM112 249H113V248H112ZM112 249H111V251H113ZM136 249L138 250V248H136ZM142 249H143V248H142ZM38 250H37V251H38ZM79 250H80V249H79ZM84 250L88 252V248L86 249V247H85ZM114 250H115V249H114ZM133 250H134V249H133ZM27 251H29V252L31 251V254H34V255H28V254H26ZM70 251H71V250H70ZM89 251H90V250H89ZM138 251H139V250H138ZM144 251H145V250H144ZM149 251H150V250H149ZM115 252H116V251H115ZM145 252H147V251H145ZM82 253H83V252H82ZM82 253H80V254H82ZM100 253H101V252H100ZM29 254H30V253H29ZM75 254H76V253H75ZM75 254L73 253L72 255H70L69 263H68V264H84L85 259H83L82 261H80V259H79L80 256H79V255H75ZM84 254H85V253H84ZM92 254H93V253H92ZM96 254H97V253H96ZM101 254H102V253H101ZM105 254H106V253H105ZM108 254H109V253H108ZM111 254H112V252H111ZM135 254H136V253H135ZM153 254H154V253H153ZM74 255H75V256H74ZM82 255H83V254H82ZM89 255H90V254H89ZM136 255H137V254H136ZM32 256H33V257H32ZM92 256H93V255H92ZM112 256H114V255L112 254ZM145 256H146V253H145ZM147 256H148V255H147ZM34 257H35V258H34ZM41 257H42V256H41ZM90 257H91V256H90ZM118 257H119V256H118ZM133 257H134V256H133ZM83 258H86V257H83ZM93 258H94V257H93ZM96 258H97V257H96ZM100 258H101V257H100ZM144 258H145V257H144ZM144 258H143V259H144ZM149 258H150V257H149ZM151 258H153V257L151 256ZM145 259L147 260V258H145ZM145 259H144V260H145ZM33 260H34V261H33ZM92 260H93V259H92ZM96 260H99V259H96ZM131 260H132V258H131ZM179 260H180V259H179ZM83 261H84V262H83ZM102 261H103V260H102ZM116 262H117V261H116ZM36 263L38 264V262H36ZM88 263H89V262H88ZM155 263H156V262H155ZM155 263H154V264H155ZM124 264H125V263H124ZM126 264H127V263H126Z\"/></svg>",
    "mask_w": 264,
    "mask_h": 264
},
{
    "label": "built area",
    "instance_id": "3",
    "mask_svg": "<svg viewBox=\"0 0 264 264\" xmlns=\"http://www.w3.org/2000/svg\"><path fill=\"white\" fill-rule=\"evenodd\" d=\"M72 0H56L57 3H60L62 6H60V8L62 7H68L70 2ZM77 1H86L89 2V0H77ZM93 2V0H92ZM125 8V4H123L122 2L119 3H113L111 5H109L107 12L108 13H120L121 11H124ZM86 20L93 24L94 26H98L101 25L102 22L99 21V18L96 15V10H95V5L91 6L89 9L86 10L85 16ZM104 20V18H103ZM49 21L46 17H41L38 21H37V30L38 31H42L45 30L47 28V26L49 25Z\"/></svg>",
    "mask_w": 264,
    "mask_h": 264
}]
</instances>
